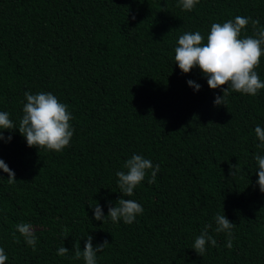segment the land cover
<instances>
[{
  "label": "trees",
  "instance_id": "trees-1",
  "mask_svg": "<svg viewBox=\"0 0 264 264\" xmlns=\"http://www.w3.org/2000/svg\"><path fill=\"white\" fill-rule=\"evenodd\" d=\"M236 15L264 26V0H199L191 11L178 0H0V111L18 127L24 93L51 92L68 105L74 129L61 152L0 129V159L16 180L0 170L6 264H84L73 244L82 251L87 236L94 247L110 244L97 264H264L254 160L264 155L254 132L264 127V89L229 92L225 106L215 105L225 86L209 89L198 67L183 74L174 61L180 35L206 37L212 23ZM253 32L249 23L242 35ZM255 70L264 81V56ZM134 154L160 170L155 183L148 170L124 196L116 172ZM120 198L144 209L132 224L93 218L95 204L107 216ZM217 213L235 224L231 249L214 230ZM21 222L33 226L35 251L16 232ZM208 223L217 246L200 257L192 246ZM61 246L66 256H57Z\"/></svg>",
  "mask_w": 264,
  "mask_h": 264
},
{
  "label": "clouds",
  "instance_id": "clouds-1",
  "mask_svg": "<svg viewBox=\"0 0 264 264\" xmlns=\"http://www.w3.org/2000/svg\"><path fill=\"white\" fill-rule=\"evenodd\" d=\"M199 0H178V6L182 10L191 11ZM134 19V17H133ZM251 23L254 32L252 35H242L246 27ZM174 61L181 73L187 74L193 68H199L207 80L209 89L222 88V95H217L214 99L215 105L226 104L229 92L240 93L242 95H257L258 91L264 89V81L260 79L257 71L261 57L264 56V26H259L258 20L249 17L236 15L223 23H212L207 36L200 31L185 32L176 40L174 48ZM187 84L199 91L201 85L193 80H188ZM22 117L18 127L9 118V113L0 111V129H18L25 138L28 147L44 148L47 151L61 152L70 145L74 134L71 121L73 115L69 111L68 105L62 103L51 92H38L31 94L24 93ZM255 136L259 140L258 148H264V127L257 125L254 129ZM7 141L12 137L9 135ZM0 140H5L3 132L0 131ZM258 179L256 184L260 192L264 193V155H255ZM123 168L125 171H117L118 187L124 196H132L134 189L145 179L148 170H151L148 183H155V177L159 172V165L153 166L151 160L141 155L134 154L127 159ZM0 170L8 175V183L12 184L15 174L7 164L0 159ZM236 165L229 168V175H234ZM2 178V177H0ZM93 208V218L103 221L109 217L113 223L122 220L125 224H132L138 215L143 214V207L133 199L120 198L115 206L108 207L107 216L103 214L101 206L95 204ZM215 232L227 234L226 247L231 249L234 236L232 233L235 224L230 222L225 215L217 213L214 216ZM213 228L212 223L204 226L203 231L194 240L192 248L203 257L206 245L217 246V241L208 234V230ZM65 233L67 230H64ZM18 232L33 251L37 238L30 223L21 222L16 225ZM15 238V233H13ZM67 236L65 235L64 238ZM92 236H87L84 248L81 251L79 243H74V256L76 260L81 258L84 264H97V253L102 252L110 244L107 240L96 245L92 244ZM19 243V240H16ZM69 249L61 246L57 250V256H66ZM8 256L4 249L0 247V264H6Z\"/></svg>",
  "mask_w": 264,
  "mask_h": 264
}]
</instances>
